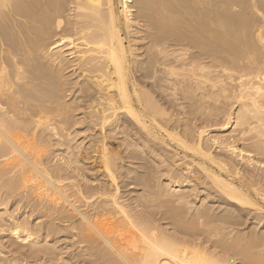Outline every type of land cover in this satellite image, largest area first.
I'll return each instance as SVG.
<instances>
[{"label": "bare ground", "instance_id": "obj_1", "mask_svg": "<svg viewBox=\"0 0 264 264\" xmlns=\"http://www.w3.org/2000/svg\"><path fill=\"white\" fill-rule=\"evenodd\" d=\"M127 3H130V5H128ZM245 3L246 0H0V208H8V204L6 205V202H9V200H7L9 199V197H13L11 196V194H13V187H16V189L17 187H21L25 192L27 191L33 194L32 197L35 196L37 200L39 199L44 201V203L42 204H45L46 202L47 208H49L50 206L55 210L57 209V211L61 213H63L65 209H69L70 211H72V213H74L72 215H74V217L79 220L78 223L80 222V227L77 224V232L72 231L76 232L74 233V236L79 238V243L84 244L86 249H88L90 253H92V251L95 252H93V254L95 255L92 256H95V259H97L99 264H234L232 260L233 256L235 255H238L243 259L241 260V262L243 263H240L239 259L240 264H264V255H262L263 252L261 251L262 249L260 250V254L262 256L260 254H258L260 256H255L253 254L256 253L250 252V248L252 247V245L253 247L251 249H254V247L257 249L259 246L255 243L257 241H261L257 240V238H261V236H257L255 234H249V236L247 234L246 237L244 236V238H247L248 242L245 241V243H241V241H243L241 238H239L241 232L236 231L240 234L236 235L238 233L234 232V240L236 239V241L234 242L235 245H231L232 243L230 242L229 244L231 246L229 244V247L225 245L226 242L224 243V239H229V235H227L228 237H224V241L220 240V243L218 242L220 237L218 239L215 237L218 240V243H216V247H212L213 250L202 247L203 241L198 242L197 239L199 237L192 238L197 237V234H190V231H188V229L190 230V226H192V224H194L195 226V223L199 224L203 220L204 222H207V220L209 219L208 212H210L211 209L207 211V208H204L201 211H194V208V212H191L188 209H184L179 212V208L175 209V205L182 199L180 198V200H178L179 197H175L178 200L177 201L175 199L177 202L175 200V202L173 203L172 201L170 202L172 204L176 203L174 204V206H172V204L170 206L166 204L168 208L171 206L175 207L174 212L172 210L173 208H170V212H172L171 216H169V219L172 220L171 222H173L171 224V231L166 232L156 229V227L158 226L154 227L155 222H152V226V223H149L150 221H148V219L143 216L144 214L142 215L140 213H137V209L135 210L133 204H131V208L128 202L124 200L122 196L123 194L121 193V185H119L118 181L119 177L117 176L119 170L121 171L126 167L124 166V162L126 161V159L128 161V159L136 160L135 158H138V156L142 157L140 156L141 154H137L138 156H136V151L132 150L133 147H145L147 144H150L151 146L152 144H160L161 146H166L167 149L170 144L175 148L172 149L173 151L171 153L173 159L175 160L174 163L172 162V165L175 164L174 167L179 166L178 168L181 170V172H185V174H183L184 177L188 174L190 176L195 175V182H197V184H199L202 180L206 181V183L204 181H202L201 183H203L202 185H204L208 189L215 191V197H217V199L214 200V202L225 206H232V208L234 207L236 209L245 207L249 208L251 211H254L257 214L256 218L259 219L258 214H261V212H263L260 203L264 205V185L260 181L263 177L258 180L257 178L259 176L256 178L253 175L251 176V174L249 173L250 169L252 170L254 168L249 169V167H247V169L249 170L247 172L246 170H241L242 165L239 167L240 164L238 165V163L235 162V159H239V161L243 160V155H241L242 150H239L240 146L236 148L233 147L234 145L231 146L232 144L230 145L228 143L229 140L227 142L223 141L219 144L220 147L217 146L218 149H220L218 151H222V153L219 152L214 154L215 152H211V141V149L209 145L207 146L209 148L205 147L206 145L204 146L202 132L200 131L202 129H199V132L197 128H194V126V130L196 129L198 132H196V134L193 133L195 135L193 138L191 134L192 132L189 127V125L192 126V120L190 121L191 123L189 122V124L187 123L188 120L184 121V119H182L181 117L183 114L187 116L188 112H193L191 110L192 108L195 109L196 107V109L198 110L197 107L199 105L200 107L203 105L201 108H207L208 104L212 102L210 101V99L218 101V98L220 100V97L222 96L223 99L227 100L226 104L230 103L231 105V101H233L239 106V110L236 109L237 113L234 118L235 120L232 123L230 122L232 119L230 117L231 115L228 114L230 110H225V112L228 111L227 114L229 116L224 114L227 118H224L225 116L223 117V114L222 116L220 115L221 117H223L222 120L225 119L224 123L221 122L220 124L219 122L221 129H224V127L228 126L229 124H231V126L233 124V128H238V130L240 129L241 132H239V136H241L242 140L244 141L246 138L244 136L249 134V138L251 137L253 140H255V145L253 144L254 146L251 147L254 149V151H257V153L263 154V52L261 51L262 53L261 55H259L262 56V59L260 57H258V59L257 57L256 59H253L252 54V58H248L251 55H249L248 57L246 56V60H248L247 63H245L243 66H240V64L242 62V53H247V51L249 50L248 48L250 42L252 41V36L253 38L254 35L255 37L257 36V38H255L256 40L258 39V37L260 38L258 40H262L261 38L263 37V34L260 35L259 32L264 28V24L262 26H259L257 30L255 29L256 33L253 32L254 28L251 29L253 25L250 23L249 19L250 12H248V7ZM256 21L258 22V20ZM253 41L255 40L253 39ZM253 41L251 42V44H253ZM258 44L261 45L259 41ZM254 45L256 46L257 43ZM260 47L261 49H264V46ZM259 50L258 48H256L255 51H253L256 52ZM253 51L251 52L253 53ZM257 53L255 54L257 55ZM228 65L240 66V73L236 71L239 74L237 75L238 78H236V81L232 80V82H236V84H234V90L231 88L234 91L233 94L227 93L228 83L225 84V79H230V77H228L227 75V72L230 71ZM68 74H70L71 77L72 75L76 76L75 79H78L79 81L73 82V80L69 79L70 76ZM219 76L220 78L223 77L225 82L221 79L218 80ZM231 86L233 87V85ZM75 93H77L78 96H76L75 99H72ZM156 93L160 98V100L158 98L159 101L153 97V94ZM70 94H72L70 97L71 99H67ZM171 96L174 97H172L173 101L171 100L170 103L167 100L166 102L170 105L172 104L171 109L168 110L166 107L169 104L165 107L164 105L166 104L161 103V100L164 101ZM206 99H209L208 102H210H207L208 104L205 106L203 102ZM211 104H213V102ZM215 104L216 103H214V105ZM218 105L219 108H221L223 104L221 105L219 102ZM230 105L227 106L229 108L233 106ZM227 106L224 105L223 107L227 108ZM211 107L212 106H209L208 109H210ZM172 108H177L183 113L174 114L170 111L172 110ZM206 108L204 109V111H206ZM219 108L217 109V107H214L213 110L212 107V110H220ZM80 110L84 111L81 122H79L80 120H74L72 115H70L72 111L75 113L76 111ZM222 110H224V108ZM178 111L176 110V113ZM220 111H217L218 114L224 112L223 111L219 113ZM204 113L205 112H203V114ZM208 113L209 112H207V115ZM211 113L213 112L210 111V115H212ZM203 114H201V116ZM217 116L219 117V115ZM215 117H211V119ZM191 118L193 119L194 117ZM207 118L208 116L206 117V121H208ZM204 119L202 118L201 120L206 122ZM219 120H221V118ZM210 121L212 120H209V122ZM76 124L82 126L84 125V127H75L76 132H70V130L74 126H76ZM216 124H218V122ZM217 126L215 125V127ZM207 127H209V125H207ZM77 131L78 133L81 132L82 134L90 131L96 133L95 138H93L89 142L91 151L88 155L92 156L88 159L91 160V158H93L94 160L92 161H98L100 163V165L99 163L98 165L102 169L101 174L106 179V182L104 183V186H102V184L98 185L96 189L94 187L93 189H95V191L91 186L90 189H92V192H96L97 194L95 195H98L97 198L93 201L91 200L95 198L94 195L90 194V196H85L82 192L84 190L82 189V181H84L83 179L81 180L82 188H78V185L81 182L77 183L78 185L76 184V186L75 183H72L74 182L73 179L71 182H68L67 180L69 179L63 177V169H67L68 171L71 170V173L73 171H77V165L85 161H81L83 157H81L82 159H72L71 154H67L69 156L68 163L69 160L70 164L72 163L71 161L74 160L72 164L73 167L75 166L76 170L73 167V169H71L70 165L68 164L65 165L67 162H64V164L63 161H60L62 165L66 167L63 168V166H61L63 168L62 169L57 165V163H54V165L52 164L53 162L50 160L52 157L49 154L48 150L46 151V149H42V144L39 146L37 143L39 141L36 140V137L38 135L44 133L49 137L59 138L58 143L62 142L65 145V142L67 141H63L72 137L73 133L75 134L77 133ZM234 131L233 133H235ZM239 133H237V136ZM124 135L130 138V142H127L128 144L125 147L126 149H124L126 155L123 153L124 151L119 149L120 147L117 148L118 150L115 147L113 149L109 143L111 140L112 142L117 139L119 140L120 136ZM231 135L233 136V134ZM231 135H227L228 138L229 136L231 137ZM222 136L220 137L221 139L225 137L224 136L222 138ZM212 137L214 139V136ZM216 137V139H219L218 136ZM87 138L88 136H84L83 140H86ZM140 138L143 140L142 142H139ZM249 138H247L248 141ZM56 143L57 141L55 142V144ZM62 143L60 146L63 145ZM89 143L87 142V144ZM236 143H238V140ZM52 144L54 146V142ZM123 144L120 145L123 146ZM77 146H79V144L76 145V150ZM42 147L44 148V146ZM245 149L244 151L247 153L246 150L248 149ZM86 150L88 149H85V151ZM153 150H155V148ZM254 151L253 153L251 152L253 155L256 153ZM223 152H225L226 154H223ZM84 153L83 155H86ZM249 154L250 152L248 153V156ZM49 156L51 158H48ZM255 156L256 154L254 155V157ZM263 156L261 155L262 158H264ZM61 157V159H63L64 156L62 155ZM252 160H246V162L243 163H245L246 166L248 165L253 167V162L256 163V159L253 162ZM75 162L77 163V165L74 164ZM170 162H168V164ZM263 162L264 161H262V163ZM133 165L134 163L131 166ZM191 168L195 169V172L193 170V173H191ZM125 169H127V167ZM163 169L161 170L163 171ZM244 169H246V167ZM256 169L254 170V172L256 171ZM67 170H65L64 172H66ZM157 170L158 169H156V171ZM80 172L82 174V171ZM85 172L87 173V170H85ZM74 173L72 174V178H75L74 176L78 175L77 173L74 175ZM93 173L95 174L96 172ZM128 173H126V176ZM8 174L13 175L14 179L16 180H12L13 178L11 179V176L10 179H8ZM65 174H69V176L71 175L70 173ZM6 175H8L7 179L5 178ZM262 175L264 176V174ZM81 176L82 175H80V178H78L81 179ZM122 176H120V178ZM174 176L178 177V174L175 175L174 173ZM126 178L128 179L129 177L127 176L125 177V179ZM135 178L137 179V177ZM175 178L173 177L174 180H176ZM192 179L194 180V178ZM91 180H93L92 177ZM95 180L97 181V178ZM87 181H85L84 183L85 186L89 183H86ZM98 182L100 181L98 180ZM135 182L138 183L137 180ZM16 183L18 184V186H15ZM64 183L66 186L64 185ZM93 183L94 182H92V184ZM101 183L102 182H100V184ZM155 183H158V181ZM173 183H175V181ZM131 185H133V183H131ZM93 186L95 185L93 184ZM134 186L136 187V185ZM142 186H144V183ZM66 187L68 188V191L71 190V193H68L66 191ZM16 189H14L15 193ZM188 189L190 190V187ZM195 189L194 192L196 191ZM24 191L21 192L19 188L18 192L22 194L25 193ZM124 192L126 191L124 190ZM165 192L166 191L164 190L163 193ZM189 192L190 191H188V193ZM21 194L17 196H19V198L25 199V196L20 197ZM141 194L143 195V193ZM166 194L167 198L170 197L169 193ZM193 194L194 193H192V195ZM209 194L210 193H208V195ZM127 195L129 197V194ZM139 195H137L136 191V196H134L133 198L135 199ZM32 197L31 199H33ZM133 198L131 197L132 200ZM160 198H163V194ZM188 199H190V197ZM129 200L130 199H128V201ZM32 201H34V199ZM136 201L134 202L135 204ZM203 201H205V199ZM29 202L28 206L30 208ZM37 202L39 203L41 201H36V203ZM153 203L155 202L153 201ZM180 204L178 203L179 206ZM190 204L192 205V202ZM38 205L41 206V203ZM38 205L35 206L34 202L35 209H39L36 208ZM147 205L149 204L147 203ZM15 206L17 208L16 204ZM41 207L44 208L45 206L42 205ZM16 208H14L13 210H16ZM185 208H187V206ZM1 209L0 233L7 234L9 236L8 239L10 237L14 239V241L17 243H14L15 245H18L19 243V245H25L24 247H26L27 249L29 246V249H31L29 251L37 254L36 258L40 254L41 256L43 255L48 257L49 259L55 260V258L53 257L56 254V250L54 251V244H49L53 247L49 248L46 247L47 244H44L45 246H42L36 243L41 238V234L39 235L40 237L38 240L33 238L31 233L33 228L30 229L26 219H20L21 221H16V218L12 216V212H15L11 210L12 208L10 209L12 211V214L9 213L10 210L8 212L6 210L1 211ZM32 210L34 211L33 208ZM37 211H34L33 213L35 214ZM47 211L44 212L46 213ZM52 211L53 213L57 212L54 210ZM189 211L191 213H189ZM234 211L235 210H233L232 212ZM44 212L43 216L45 214ZM66 212L67 211H65V213ZM53 213L52 216L55 214ZM181 213L182 216H184V213L190 216V218L186 220V224L182 221L183 224H185V227L179 225L180 223H174L175 221L180 220L179 217H181ZM39 214H41V212ZM149 214L150 213H148L147 218L150 217ZM23 215H25V213ZM45 215L48 216V214ZM157 215L158 214H156V216ZM160 215L162 216V214ZM47 216H45L44 219H48V217L50 218V215L48 217ZM67 216H69L68 213L65 217ZM23 217L26 218L25 216ZM54 218L56 217H53V219ZM71 218L73 217H71L70 215L69 219L71 220ZM223 218L224 217L219 219ZM256 218L254 217V219ZM57 220H55V222ZM214 220L215 219L211 220L209 223H213ZM226 220L227 219L224 218V221ZM51 221L53 222L54 220ZM190 221H193V223L191 222L188 228L187 226ZM231 221L233 220H230L229 222ZM76 223L77 222L75 221V224ZM215 223L216 221L214 222V224ZM58 224L56 228H59ZM72 224H70V227L72 226ZM226 224L227 223L225 222V226ZM33 226H35V224H32V227ZM42 226H44V224H42ZM47 226L46 228L48 230ZM66 226L68 227V224H66ZM194 226L192 227V229H195ZM51 227H54V224L53 226H50V229ZM70 227H68L69 230ZM206 227L208 228L207 224ZM214 227H216V225H214L213 228ZM65 228L63 227V229ZM216 228L215 231L218 229ZM55 229L53 228L51 230L53 231ZM74 229L75 227L71 230ZM59 230L56 229L55 231L59 232ZM209 230H206L202 233L205 235V240L207 237L211 238L212 236V232ZM228 230H230L229 234H232V229H227V231ZM65 231L68 230L65 229ZM215 231H213L214 235ZM65 233L68 232H64V234ZM46 234L49 236L50 233L48 234L46 232ZM55 234L56 233H54V235ZM231 234L230 236L232 237ZM54 235L53 237H55ZM218 236H221V233L218 232ZM45 237L47 238V236ZM45 240L43 239V242ZM68 240L72 241V239ZM8 241L10 243V240ZM54 242L56 244V240ZM206 242L209 243L208 241ZM218 244L221 245L219 246ZM75 245L77 247V243ZM70 246L74 247V245ZM217 246L221 247V249L219 248L220 250L218 249L219 251H216V248H218ZM16 247L18 248V246ZM256 249L255 251H257ZM61 252L59 251V254H61ZM6 253L9 252H5V255ZM81 253L82 252H80V255ZM2 254H0V256ZM25 255L30 256L29 253L28 255ZM77 255L79 254H76L74 256ZM26 256L25 259H31L26 258ZM231 256L232 259L230 258ZM86 257L88 258V255ZM32 258H34V255L32 256ZM48 258H46V261H48ZM60 258L58 260H61ZM93 259L94 258H91L92 261ZM28 260L26 262H29ZM43 260L45 259L43 258ZM72 260H74V258ZM235 260L238 261V259ZM2 261L4 262V260H1V262ZM33 262L36 261L33 260ZM90 262L91 261H89L88 264H90ZM54 263H56V261H54ZM93 263L95 264L96 262H92V264ZM63 264L67 263H65L64 261Z\"/></svg>", "mask_w": 264, "mask_h": 264}, {"label": "rangeland", "instance_id": "obj_2", "mask_svg": "<svg viewBox=\"0 0 264 264\" xmlns=\"http://www.w3.org/2000/svg\"><path fill=\"white\" fill-rule=\"evenodd\" d=\"M264 0H246V5H247V7H248V12H250L249 13V19H250V23L254 26H252V28L251 29H253L252 31L253 32H255L256 30H257V28L259 27V26H262L264 23H263V21H264ZM128 5H130V3H127ZM259 4H260V6H259ZM252 10V12H251V10ZM253 13V14H252ZM252 16V17H251ZM263 17V18H262ZM256 20H258V22L256 21ZM263 20V21H262ZM258 25V26H257ZM257 26V27H256ZM256 29V30H255ZM252 32V33H253ZM256 33V32H255ZM260 35H262L263 34V37L261 38L262 40L260 41V40H258V39H260L259 37H258V41H259V43H261V45L260 44H258V41L255 39V38H257V36L255 37V35H254V38H253V36H252V41H253V39L255 40V41H253V44H251V42H250V44H249V50H251V51H255V49L256 48H258V50H259V48H260V52L259 51H256V52H254L253 51V53L251 52V51H249L248 49V51H247V53L246 52H244V53H242L243 55H242V62H241V64H240V66H243L245 63H247L248 62V60H246V56L248 57L249 55H251V56H249L248 58H252V54H253V59L255 58L256 59V57H257V59H258V57H260L261 59H262V56H259V55H261V53L263 52L264 53V49L262 48L261 49V47L260 46H264V40H263V38H264V28L263 29H261L260 30ZM259 35V36H260ZM257 43V45L255 46L254 44H256ZM260 45V46H259ZM251 46V47H250ZM252 46H253V49H252ZM255 48V49H254ZM262 51V52H261ZM257 52H259V53H257ZM255 53H257V55L255 54ZM262 53V55L264 56V54ZM247 54V55H246ZM255 55V56H254ZM245 58V59H244ZM264 59V58H263ZM232 66V67H231ZM240 66H238V65H228V67H229V70L231 71H228L227 72V75H228V77H230V79H225L226 80V82L224 81V78L223 77H221L220 78V76H219V79L218 80H223L224 82H225V84H227L228 83V85H227V93H229V94H233L234 93V84H236V82H232V80L234 81H236V78H238V76L237 75H239L237 72H239L240 71ZM233 68H234V70H233ZM236 68H237V70H236ZM234 72H233V71ZM237 71V72H236ZM229 72H230V74H229ZM237 73V74H236ZM240 73V72H239ZM236 74V75H235ZM69 76H70V74H68ZM67 75V76H68ZM235 77V78H234ZM76 78V76H73L72 75V77L70 76L69 77V79H71V80H73V82L74 81H79L78 79L76 80L75 79ZM75 79V80H74ZM231 80V81H230ZM231 85H233V87L231 86ZM233 90H232V89ZM231 89V90H230ZM71 95L72 94H70V96L67 98V99H69L70 97H71ZM76 96H78V94L77 93H75L74 94V96L72 97V99H75L76 98ZM153 97L154 98H156V100H158V94L156 93V94H153ZM173 96H171L170 98H168V99H165L164 101H162L161 100V103H163V104H166V105H164L165 107L169 104V103H166L167 102V100L171 103V100L173 101V98H172ZM163 98V97H162ZM221 99L219 100V98H218V101L220 102V104L222 105V107H221V105H220V107L221 108H219V102L218 101H215L214 99L212 100V99H210V101H212L213 102V104H211L212 102H208V100L209 99H206L203 103H204V105L206 106L208 103V107L206 108L205 106V108H206V111H204V109L205 108H201L203 105V103L201 104L202 106L200 107V105L197 107L198 108V110L196 109V107H195V109H191L193 112H195V113H193V112H186L187 111V109H186V113H187V116L185 115V114H183V115H185V116H181L182 117V119H184V121L185 120H188V122L187 123H189L191 120V122H192V126H190L189 125V127H190V130H191V134H192V136H193V138H194V134L193 133H195L196 134V132H198L199 131V129H202V130H200L201 132H202V139H203V143H204V146L205 147H207L208 145H209V147H210V149H211V146H212V149H211V152H215L214 154H216V153H219L220 151H218V150H220V149H218V147H220L219 146V144L221 143V142H223V141H225V142H227L228 140L230 141H228V143L231 145V146H233V147H236V148H238L239 146H240V148H242V147H244V148H242V149H240L239 148V150H242L241 152V155H243V160L242 161H239V159L237 160V159H235V162L236 163H238V165H239V167L242 165V166H244V167H242L241 166V170H246L247 172L249 171L248 169H247V167H249V169L250 168H254V169H250V171H249V173L251 174V176L253 175V176H255L258 180H260L261 179V177H263L260 181H261V183L264 185V182H263V180H264V176L262 175V174H264L263 173V171H264V168H263V163H262V161H264L263 159L264 158H262L261 157V155L263 156L264 155V152H263V154H259V153H257V151H254V149L251 147V146H254L255 145V140H253L251 137L249 138V134L248 135H245L244 137H246L245 138V140L243 141L242 140V138H241V136H239L240 135V133L239 132H241L240 131V129L238 130V128H233V124H232V126H231V124H229L228 126H226V127H224V129H221V126H220V124H221V122L222 123H224V120H222V118L224 117V118H227L226 117V115L227 116H229V115H231L230 117L232 118L231 119V123L235 120L234 118H235V116H236V111L237 110H239V106L237 105V104H235L233 101H231V105H233L232 107H228L227 105H230V103L229 104H226V102H227V100L226 99H223V97L221 96L220 97ZM66 99V100H67ZM71 99V98H70ZM222 99H223V101H222ZM159 100H160V98H159ZM158 100V101H159ZM221 101H222V103H221ZM225 101V102H224ZM206 102V103H205ZM208 102V103H207ZM229 102V101H228ZM214 103H216L215 105H214ZM235 104V105H234ZM214 105V106H213ZM227 106V108L226 107H223V106ZM230 105V106H231ZM171 106H172V104L170 105H168L166 108L169 110V109H171ZM209 106H212L213 107V110H214V107L216 108L217 107V109L219 108L220 110H216V111H213L212 110V107L210 108V109H208L209 108ZM200 108V109H199ZM224 108V110H222ZM237 109V110H236ZM176 110L178 111L179 109H173L172 108V110H170L171 112H173L174 114H180V113H183L181 110H179L177 113H176ZM199 110H201V111H199ZM225 110H230L229 111V115L227 114V112H225ZM175 111V112H174ZM210 111L211 112H213V113H211L212 115H210ZM217 111H220L219 113H221V112H223V113H221V114H218V112ZM203 112H205L204 114H203ZM207 112H209L208 113V115H207ZM217 112V113H216ZM83 113H84V111L83 110H80V111H76L75 113L72 111V113L70 114V115H72V117H73V119L74 120H80L79 122H81V119L83 118ZM196 113H197V115H196ZM198 113H200V114H198ZM194 114V115H193ZM201 114H203L204 115V117H205V119H204V117H203V115L201 116ZM215 114H217V115H219V117L217 116V115H215ZM222 114H223V117H221L222 116ZM224 114H226V115H224ZM208 116V118H207V120L208 121H206V117ZM214 115V116H213ZM221 115V116H220ZM233 115V116H232ZM189 116V117H188ZM196 116H198V117H196ZM210 116V117H209ZM216 116V117H215ZM77 117V118H76ZM184 117H186V118H184ZM191 117H194L193 119L191 118ZM211 117H215V118H213V119H211ZM189 118H190V120H189ZM199 118H200V120H199ZM204 119L206 122H204L203 120H201V119ZM221 118V120H219ZM196 119V120H195ZM215 119V120H214ZM217 119V120H216ZM194 120V121H193ZM198 120V121H197ZM209 120H212V121H210V122H213V123H210L209 122ZM216 121V122H214V121ZM219 120V121H218ZM190 122V123H191ZM218 122V124H219V122H220V124L218 125V124H216ZM189 123V124H190ZM204 125H203V124ZM209 123V124H208ZM214 123H215V125L217 126V127H215V125H214ZM199 126H198V125ZM202 125V126H201ZM207 125H209V127H210V125H211V127H213V128H209V127H207ZM195 126V127H194ZM230 126V127H229ZM75 127L76 128H83L84 127V125L82 126V125H77L76 124V126H74L71 130H70V132H74L75 131ZM197 128L198 129V131L195 129L194 130V128ZM202 127V128H201ZM218 127H220V128H218ZM232 127V128H231ZM192 128V129H191ZM218 130H217V129ZM206 131H205V130ZM215 129V130H214ZM192 130H194V131H192ZM234 130H236V131H234ZM199 131V132H200ZM233 131L235 132V133H233ZM76 132V131H75ZM204 132V133H203ZM222 132V133H221ZM232 132V133H231ZM45 133H47V132H45ZM213 135H212V134ZM228 133V134H227ZM230 133V134H229ZM237 133H239L238 134V136H237ZM40 134V133H39ZM76 134H79V135H76ZM82 133L81 132H79L78 133V131H77V133H73V135H72V137H70V138H68V139H66V140H64L63 142H65V141H67V142H65V145H64V143H62L63 145L62 146H60L61 145V143H58V140H59V138H57V137H49V136H47V135H45L44 133H41V135H38L36 138V140L37 141H39V142H37L38 143V145L40 146L41 144V148L42 149H46V151L48 150V152H49V154L51 155V157L49 156L48 158H51L50 160L53 162L52 164L54 165V163H57V165L58 166H63V168H66L64 165H62V161H63V163L65 162H67L65 165H70V167H71V169H75V166L73 167V162H74V160L73 161H71L72 163L70 164V160H69V163H68V155L67 154H71V158L73 159H82L81 157H83V159L81 160V161H83V160H85V161H83V162H81V164L79 163L78 165H77V163L75 162L74 164L75 165H77V167H76V169H77V171H73L72 173H71V170L70 171H68L67 169H63L62 167V169H63V173H64V175H63V177H66L67 179H69V180H67L68 182L70 181H72V179H73V181L74 182H72V183H75V185L77 184V183H80L81 182V180L83 179L84 181H82L83 182V184H82V182L78 185V188L79 187H81L82 188V185H83V188L82 189H84L82 192L84 193V195L85 196H90V194H92V195H94L95 196V198H93L91 201H93L94 199H96L97 198V196L98 195H95V194H97L96 192H92V189L95 187V189H96V187L98 186V185H102V186H104V183L106 182V179L103 177V175L101 174V167L99 166L100 165V163L98 162V161H92V160H94L93 158H91V160L90 159H88L89 157H91L92 155H88L89 154V152L91 151V149H90V141L93 139V138H95V136H96V133L94 132H85V134L83 133L82 135H81ZM227 134V135H231V134H233V136L231 135V137L229 136V138H228V136L225 135ZM235 134V135H234ZM90 135V136H89ZM204 135V136H203ZM220 135V136H219ZM222 135H224V136H222ZM43 137V138H41V137ZM86 137V136H88V138L86 139V140H83V137ZM212 136H214V139H213V137ZM216 136H218V138L219 139H216L217 137ZM222 136V138L224 139H221L220 137ZM239 137V138H237V137ZM41 139H40V138ZM126 139H124V138ZM212 139H211V138ZM235 137V138H234ZM244 137H243V139H244ZM45 138V139H44ZM51 138V139H50ZM72 138V139H71ZM90 138V139H89ZM226 138V139H225ZM247 138H249V141H248V139ZM39 139V140H38ZM43 139V140H42ZM48 139H50V140H48ZM205 139V140H204ZM232 139V140H231ZM239 139H240V141H239ZM41 140V141H40ZM54 140V141H53ZM61 140V139H60ZM89 140V141H88ZM123 140H125V141H122ZM128 140V141H127ZM206 140H207V142H206ZM236 140V141H235ZM237 140H238V143H236L237 142ZM247 140V141H246ZM57 141V143L55 144V142ZM80 141H81V143H80ZM143 140L140 138L139 139V142H142ZM213 143V145H212V143ZM214 141H215V145H214ZM242 141V142H241ZM254 141V142H253ZM46 142H47V144H46ZM50 142H54V146H53V144L52 143H50ZM83 142V143H82ZM87 142L89 143V144H87ZM116 142V143H115ZM126 144H125V143ZM127 142H130V138L128 137V136H126V135H124V136H120V139L118 140H115V141H113L112 142V140L109 142L110 143V146L114 149V147L117 149V148H119L120 150H122V151H124V149H126L125 147L127 146ZM205 142H206V144H205ZM217 142V143H216ZM219 142V143H218ZM240 142V143H239ZM251 142V143H250ZM44 143H45V145H44ZM49 143V144H48ZM77 143V144H76ZM124 143V144H123ZM210 143H211V146H210ZM249 143V144H248ZM51 144V145H50ZM70 144V145H69ZM79 144V146H77V150H76V145H78ZM120 144H123V146L122 145H120ZM236 144V145H235ZM254 144V145H253ZM57 145H58V147H57ZM147 145H148V147H147ZM145 147H133L132 148V150L133 151H136V156H138L139 154H141L140 156H142V157H139L138 156V158H135L136 160H133V159H128V161H127V159H126V161L124 162V166H126L127 167V169H122L121 171L119 170V172H118V174H117V176L119 177V179H118V181H119V185H121V193L123 194L122 196H123V198H124V200H126L127 202H128V204L130 205V207L132 208V205L131 204H133V207L135 208V210H136V212L137 213H140V214H144L143 216L144 217H146V219H148V221H150L149 223H154V227L155 226H158V227H156V229H159V230H163V231H166V232H170L171 231V229H172V227H171V224L173 223V222H171L172 220H170L169 219V216H171V212H170V210L172 209L173 210V212L175 211V209H177V208H179V212H181L182 210H184V209H188V210H190L191 212H194V211H196V210H203L204 208H207L206 210L207 211H209L210 209V212H208L209 213V219L207 220V222H204V220L203 221H201L199 224H197V223H195V226H194V224H192V226H190V224H191V222L193 223V221H190V223H188V228H189V226L191 227L190 228V230L188 229V231H190V234H194V233H196L197 235V237H192V238H198L197 240H198V242H200V241H203L202 243H203V245H202V247H204V248H206V249H210V250H213V248L212 247H216V243H220V240L221 241H224V243H225V245L227 246V247H229V242L230 243H232L231 245H235V241H236V239L234 240V238H235V235H234V232L235 233H238V234H236V235H239L240 233L239 232H241V236L239 235V238H241L243 241H241V243H245V241L246 242H248V239L247 238H244V236L246 237V235L248 234V236H249V234H255V235H257V236H261V238L259 237V238H257V240H261L260 242L259 241H257V240H255V241H257L255 244H258V248L256 249L255 247H254V249H251L252 247H253V245H252V247L250 248V252H252V253H256V254H253V255H255V256H260L261 254V251L263 252L262 253V255H264V205L263 204H261L260 203V206L262 207V209H263V212H261V214L259 213L258 214V216H259V219H257L256 217H257V214L254 212V211H251L249 208H240V209H236V208H232V206H225V205H222V204H219V203H216V202H214V200H216L217 199V197H215L216 196V193H215V191L214 190H211V189H208L207 187H205L204 185H202L203 183H201L202 181H204V180H202L199 184H197V182H195V175H185V177H186V179H185V177H184V175L183 174H185V172H181V170L178 168V167H174V165H172L174 162H175V160L173 159V157H172V149H175L174 148V146H172V145H170L169 144V146H168V150L166 149V146H161L160 144H152V146L150 145V144H147ZM149 145H150V147H151V149H150V147H149ZM160 145V146H159ZM42 146H44V148L42 147ZM67 146V147H66ZM117 146V147H116ZM156 146V147H155ZM158 146H159V148H158ZM216 146V147H215ZM218 146V147H217ZM46 147H48V148H46ZM52 147V148H51ZM55 147V148H54ZM89 147V148H88ZM164 149H162V148ZM209 147H207V148H209ZM249 147V148H248ZM51 148V149H50ZM79 148V149H78ZM81 148H82V150H81ZM84 148V149H83ZM136 148V149H135ZM138 148V149H137ZM143 148V149H142ZM147 148V149H146ZM155 148V150H153ZM248 149V150H246V149ZM251 148V149H250ZM67 149V150H66ZM85 149H88V150H86L85 151ZM115 149V150H116ZM150 149V150H149ZM171 149V150H170ZM244 149L247 151V153L244 151ZM256 149V148H255ZM81 150V151H80ZM118 150V149H117ZM140 150V151H139ZM142 150V151H141ZM166 150V151H165ZM213 150V151H212ZM215 150V151H214ZM250 150H252V151H250ZM53 151V152H52ZM73 151H74V153H73ZM147 151H149V152H147ZM161 151V152H160ZM164 153H163V152ZM253 151L254 152H256L255 154H256V156L254 157V155L252 154L253 153ZM48 152H47V155H48ZM62 152V153H61ZM69 152H71V153H69ZM84 154H86V155H83V153ZM142 152V153H141ZM146 152V153H145ZM151 152H153V153H151ZM158 152V153H157ZM250 152V154H249V156H248V153ZM252 152V153H251ZM259 152V151H258ZM52 153V154H51ZM64 153V154H63ZM80 153V154H79ZM124 154H125V151L123 152ZM144 153V154H143ZM156 153V154H155ZM164 154V155H162V154ZM168 155H167V154ZM220 153H222V151L220 152ZM225 152H223V154H224ZM245 153V154H244ZM138 154V155H137ZM170 154H171V156H170ZM226 154V153H225ZM228 154V153H227ZM259 154V155H258ZM59 155H60V157H59ZM64 156L63 157V159H61L62 157L61 156ZM67 157H66V156ZM77 155V156H76ZM88 155V156H87ZM126 155V154H125ZM143 155H145V156H143ZM153 155V156H152ZM85 156V157H84ZM87 156V157H86ZM147 156V157H146ZM156 156V157H155ZM160 156V157H159ZM170 156V157H169ZM247 156V157H246ZM251 156V157H250ZM258 156V157H257ZM53 157H56V158H53ZM59 157V158H58ZM144 157V158H143ZM145 157H146V159H145ZM149 157V158H148ZM169 157V158H168ZM254 157V158H253ZM264 157V156H263ZM58 158V159H57ZM66 158V159H65ZM140 158H142V159H140ZM160 158H162V159H160ZM167 158V159H166ZM250 158H252V159H250ZM261 158V159H260ZM65 159V160H64ZM172 159V160H171ZM255 159H256V163H254L253 161H255ZM142 162H141V161ZM149 160V161H148ZM159 160V161H158ZM161 160V161H160ZM170 160H171V162H170ZM246 160H252V162H253V164H254V166L253 167H251V166H246V164L245 163H243V162H246ZM257 160H258V163H257ZM259 160H262V161H259ZM56 161V162H55ZM61 161V162H60ZM130 161H132V162H130ZM136 161H138V162H136ZM92 162H94V163H92ZM148 162V163H147ZM168 162H170L169 164H168ZM173 162V163H172ZM61 165H60V164ZM90 165H89V164ZM98 163H99V165H98ZM130 165H129V164ZM134 163V165L133 166H131L132 164ZM144 163H146V164H144ZM242 163V164H241ZM51 164V163H50ZM85 164V165H84ZM90 166H88V165ZM152 164H153V166H152ZM260 166H259V165ZM56 165V164H55ZM85 166V167H83V166ZM92 165V166H91ZM97 165V166H96ZM135 165H138V166H135ZM149 165V166H148ZM164 165V166H163ZM167 165V166H166ZM171 167H170V166ZM131 166V167H130ZM140 166V167H139ZM145 166H147V167H145ZM165 166H166V168H165ZM256 166V167H255ZM73 167V168H72ZM79 167V168H78ZM81 167V168H80ZM83 167V168H82ZM99 167V168H98ZM132 167H134V168H132ZM151 167V168H150ZM152 167H153V169H152ZM246 167V169H244ZM86 168H89V169H86ZM91 168V169H90ZM137 169V171H136V169ZM144 168V169H143ZM146 168H148V169H146ZM150 168V169H149ZM163 168H165V169H163ZM169 168V169H168ZM171 168V169H170ZM176 168H178V169H175ZM257 168V169H256ZM263 168V169H262ZM75 169V170H76ZM79 169H85V170H87V173L85 172V170H79ZM93 169V170H92ZM96 171H95V170ZM129 169H132V170H129ZM140 169V170H139ZM155 169V170H154ZM156 169H158L157 171H156ZM161 169H163V171L161 170ZM174 169V170H173ZM192 170H191V173H193L192 171L194 170V172H195V169H193V168H191ZM256 169V171L254 172V170ZM261 169V170H260ZM65 170H67L66 172H64ZM129 170V171H128ZM139 170V171H138ZM260 170V171H259ZM80 171H82V174H81V172L79 173ZM127 171V172H126ZM132 171V172H131ZM145 171V172H144ZM166 171V172H165ZM169 171H171V172H169ZM178 171V172H177ZM257 171H258V173H257ZM75 172V173H74ZM93 172H96L95 174L93 173ZM123 173V174H121V173ZM125 172V173H124ZM129 172V173H128ZM135 172V173H134ZM140 172V173H139ZM148 172V173H147ZM151 172H153V173H151ZM169 174H168V173ZM253 172V173H252ZM262 172V173H261ZM65 173H70L71 175L69 176V174L68 175H66ZM74 173V175L77 173L78 175H76V176H74L75 178H72V174ZM126 173H128L127 174V176L129 177L127 180L125 179V177H127L126 176ZM159 173V174H158ZM172 173H173V177L175 178V177H177V176H174V173H175V175H177L178 174V177L177 178H175L176 180H174L173 179V177H172ZM255 173V174H254ZM84 174V175H83ZM86 174V175H85ZM130 174H132V175H130ZM155 174V175H154ZM168 174V175H167ZM8 175H9V177H8ZM8 175H6L5 176V178L7 179V177H8V179H10V176H11V179L12 180H16V179H14V177H13V175H11V174H8ZM80 175H82L81 177V179H79L80 178ZM123 175V176H122ZM125 175V176H124ZM161 175V176H160ZM180 175V176H179ZM183 175V176H182ZM257 175V176H256ZM84 176H85V178H84ZM89 176V177H88ZM96 176V177H95ZM120 176H122L121 178H120ZM146 176V177H145ZM195 176V177H194ZM77 177V178H76ZM79 177V178H78ZM91 177H92V179L93 180H91ZM132 177V178H131ZM135 177H137V179L135 178ZM141 177V178H140ZM162 177V178H161ZM166 177V178H165ZM167 177H169V178H167ZM189 177V178H188ZM191 177V178H190ZM97 178V181L95 180ZM99 178V179H98ZM124 178V179H123ZM134 178V179H133ZM181 178V179H180ZM192 178H194V180L192 179ZM5 179V180H6ZM88 179H90V180H88ZM104 179V180H103ZM138 181V183L137 182H135L136 180ZM140 179V180H139ZM168 179H172L171 181L170 180H168ZM189 179H190V181H189ZM192 179V180H191ZM88 180V181H87ZM98 180L100 181V182H102L101 184H100V182H98ZM103 180V181H102ZM132 180V181H131ZM85 181H87L86 183H88V185H90V186H88L87 184H86V186H85ZM90 181H92V182H94L93 184L95 185V186H93V184H92V182H90ZM130 181V182H129ZM134 181V182H133ZM158 181V183H155V182H157ZM170 181V182H169ZM175 181V183H173ZM67 182V183H68ZM95 182H96V184H95ZM126 183V185H125V183ZM141 182H143L144 183V186H142L143 185V183H141ZM149 182H150V184H149ZM176 182H177V184H176ZM205 183H206V181H204ZM66 183V182H65ZM65 183H64V185H65ZM129 183V184H128ZM131 183H133V185H131ZM171 183V184H170ZM193 183V184H192ZM82 184V185H81ZM128 184V185H127ZM140 184V185H139ZM146 184H149V185H146ZM179 184V185H178ZM180 184H182V185H180ZM188 184V185H187ZM197 184V185H196ZM68 185V184H67ZM76 185V186H77ZM129 185H130V187H129ZM134 185H136V187L134 186ZM137 185H139V186H137ZM196 185V186H195ZM202 185V186H201ZM15 186H18V184L16 183V185ZM66 186V185H65ZM85 186V187H84ZM91 186H92V189H90L91 188ZM151 186H153V187H151ZM166 186V187H165ZM178 186V187H177ZM182 188H181V187ZM124 187H128V188H124ZM133 187V188H132ZM149 187V188H148ZM156 187V188H155ZM160 187V188H159ZM173 187V188H172ZM190 187V190L188 189ZM191 187H195V188H191ZM14 189H16V187H13ZM19 188H20V191L21 192H23L24 190H22L23 188H21V187H17V189H16V193H15V190L13 191L12 190V193L13 194H11V196H13V197H9V199H7V200H9V202L7 203L6 202V205L8 204V208H6V207H2V209H1V211H8L9 212V210L11 209L12 211H15V212H12L11 210H10V212L9 213H11L12 214V216L13 217H15L16 218V221H19L20 219L22 220V219H26V221H27V223L29 224V227H30V229H32V231H31V233H32V237L33 238H35V239H39V237L41 236V238L36 242V243H38V244H40V245H42V246H45L44 244H47L46 245V247H51V248H53L52 246H50V245H53L54 244V251H55V255L53 256L54 258H55V260L54 259H49L48 257H46V256H41L40 254L37 256V258H36V253L34 254L33 252H30L29 250H31V249H29V246H28V249L26 248V247H24L25 245H19V243H18V245H15V244H17L15 241H14V239H12L11 237V239H12V241H11V239L9 238L8 239V235L7 234H4V233H0V249H1V251L0 252H2V253H0V254H2L1 256H0V258H2V259H0V263L2 264H4L5 263V261H6V263L7 264H17L18 262L20 263V264H60V263H64V261H65V263H67V264H88L89 263V261H91L90 262V264H92V262H96V263H98V261H97V259H95V256H92V255H95V254H93V252L94 251H92V253H90L89 252V250L88 249H86V247H85V245L84 244H81V243H79V238L78 237H76V236H74V233H76L77 232V227L79 226V224H80V222L78 223V221L79 220H77V218L76 217H74V215H72V214H74V213H72V211H70L69 209H65V211H67L66 213H65V211L63 212V213H61V212H59V211H57V209L55 210V209H53L52 207H50L49 206V208H47V204H46V202H45V204H42V203H44V201H42V200H37L36 198H35V196L34 197H32L33 196V194H31V193H29V192H25V193H20V192H18L19 191ZM80 188V189H81ZM155 188V189H154ZM173 190H172V189ZM207 190H205V189ZM66 191L68 192V193H71V190H69L68 191V188L66 187ZM81 189V190H82ZM95 189H93L94 191H95ZM126 191V192H124V190ZM128 189V190H127ZM157 189V190H156ZM161 189V190H160ZM179 191H178V190ZM187 189H188V191H190L189 193H188V191H187ZM194 189L196 190L195 192H194ZM204 191H203V190ZM164 190L166 191L165 193H163L164 192ZM184 190V191H183ZM193 190V191H192ZM198 190H200V191H198ZM133 191H135V192H133ZM136 191H137V195H139V196H137V198L138 197H140V198H138V200H137V198H133L134 196H136ZM138 191H139V193H138ZM153 191V192H152ZM182 191V192H181ZM191 191H192V193H194L193 195H192V193H191ZM212 191H214V192H212ZM128 192V193H127ZM158 192V193H157ZM173 192V193H172ZM177 192V193H176ZM207 192V193H206ZM18 193V194H17ZM26 193H27V195H26ZM126 193V194H125ZM141 193H143V195L141 194ZM151 193V194H150ZM166 193H169V196L170 197H168L167 198V194ZM175 193V194H174ZM187 193V194H186ZM191 193V194H190ZM197 193H198V195H197ZM208 193H210L209 195H208ZM213 195H212V194ZM21 194V196L20 197H24L25 199H23V198H19V196H17V195H20ZM127 194H129V197H128V195ZM157 194V195H156ZM162 194H163V198H160V197H162ZM171 194H173V195H171ZM190 194V195H189ZM17 197H16V196ZM91 195V196H92ZM127 195V196H126ZM145 195V196H144ZM149 197H147V196ZM150 195V196H149ZM151 195H152V197H151ZM161 195V196H160ZM165 195V196H164ZM184 195H186V196H184ZM194 196V197H192V196ZM143 196V197H142ZM172 196V197H171ZM181 196H184V197H181ZM188 196V197H187ZM196 196V197H195ZM209 196V197H208ZM212 198H211V197ZM31 197L34 199V201H32L33 199H31ZM131 197L133 198V200L131 199ZM142 197V198H141ZM151 197V198H150ZM177 197H179L178 198V200H180V198H182L181 199V201H178L176 198ZM186 197V198H185ZM190 197V199H188ZM207 197V198H206ZM11 198V199H10ZM13 198V199H12ZM19 198V199H18ZM30 198V199H29ZM170 198V199H169ZM192 198V199H191ZM194 198V199H193ZM202 198H204L205 199V201H203L204 199H202ZM16 199V200H15ZM17 199H18V201H17ZM23 199V200H22ZM128 199H130L129 201H128ZM151 199H153V200H151ZM156 199V200H155ZM167 199H169V200H167ZM178 201V203L180 204V206L178 205V203L176 204V203H174V204H176L175 206H176V208L175 207H172V206H174V204H172L173 202H175L176 200ZM187 199V200H186ZM133 201V203H132V201ZM137 200V201H136ZM165 200H166V202H165ZM175 200V201H174ZM184 200V201H183ZM194 200V201H193ZM202 200V201H201ZM213 202H212V201ZM10 201H12V202H10ZM19 201H20V203H19ZM21 201H24V202H21ZM30 201V202H29ZM36 201H41V202H37L36 203ZM131 201V202H130ZM136 201V204L134 203ZM142 201V202H141ZM146 202V204H145V202ZM151 201V202H150ZM153 201L155 202V203H153ZM161 201H163V202H161ZM168 201H169V203H168ZM172 201V203H170ZM176 201V202H177ZM182 201H183V203H182ZM186 201V202H185ZM190 201V202H189ZM28 202H29V205H30V208H29V206H28ZM34 202H35V206L36 205H38V204H40L41 203V206L43 205V206H45L44 208L43 207H41V206H37L36 208H39V209H35V206H34ZM130 202V203H129ZM137 202H138V204H137ZM160 203V205H159V203ZM192 202V205L190 204ZM10 203V204H9ZM17 205V208H16V206H15V204ZM142 203V204H141ZM147 203L149 204V205H147ZM195 203V204H194ZM212 203V204H211ZM216 203V204H215ZM12 204H13V206H12ZM20 204H21V206H20ZM155 204V205H154ZM164 204V205H163ZM166 204L168 205V206H170L171 204H172V208L171 207H167L166 206ZM183 204H184V207H183ZM204 204V205H203ZM5 205V206H6ZM34 206V207H32V206ZM146 205V206H145ZM206 205H207V207H206ZM216 205V206H215ZM221 205V206H220ZM20 206V207H19ZM150 206V207H152V208H150V210H149V208L148 207ZM164 206V207H163ZM166 206V207H165ZM179 206V207H178ZM187 206V208H185ZM193 206V207H192ZM195 206V207H194ZM197 206V207H196ZM199 206V207H198ZM226 207V209H225V207ZM34 209V211H37L35 214L33 213L34 211L32 210V208ZM138 207V208H137ZM192 207V208H191ZM227 207H229L230 209H232V210H230L229 208H227ZM4 208V209H3ZM6 208V209H5ZM14 208H16V210H18V211H16V210H13ZM41 208V209H40ZM148 208V209H147ZM163 208V209H162ZM171 208V209H170ZM175 208V209H174ZM194 208H195V210H194ZM25 211H24V210ZM49 209V210H48ZM147 209V210H146ZM167 209H168V211H167ZM228 209V210H227ZM49 212H48V211ZM52 210H54V211H57L55 214H56V216H55V214L53 213V211ZM69 210V211H68ZM140 210V211H139ZM152 210H153V212H152ZM160 210V211H159ZM194 210V211H193ZM227 210V211H226ZM233 210H235L234 212H232ZM22 211V212H21ZM24 211V212H23ZM31 211H33V212H31ZM44 211H47L46 213L44 212ZM149 211V212H148ZM157 211V212H156ZM163 211V212H162ZM189 211V213H191ZM8 212H6V213H8ZM41 212V214H39ZM43 212L45 213V214H48V216L50 215V218L47 216V215H45L44 214V216H43ZM150 213L149 214V216L151 217H149V218H147L148 216V213ZM218 212V213H217ZM228 212H229V214H228ZM236 212V213H235ZM243 212V213H242ZM248 212H250V213H248ZM16 213V214H15ZM20 213V214H19ZM25 213V215H23V214ZM26 213H27V215H26ZM35 215H33V214ZM52 213L54 214L53 216H52ZM59 215H58V214ZM67 213H68V215L70 216L71 215V217H73V218H71V220L73 221H71L70 219H69V216H67V217H65L66 215H67ZM212 213V214H211ZM223 213V214H222ZM225 213V214H224ZM233 213V214H232ZM31 214H32V216H31ZM38 216H37V215ZM156 214H158L157 216H156ZM160 214H162V216L160 215ZM166 214V215H165ZM262 214H263V216H262ZM40 215V216H39ZM60 216V215H63V216H60V217H58V216ZM186 213H184V216H182V213H181V217H179L180 218V220L179 221H175L174 223L175 224H177V223H180L179 225H181V226H183V227H185V222H187L186 220L188 219V218H190V216H188V215H186ZM213 215V216H212ZM228 215V216H227ZM231 215V216H230ZM235 215V216H234ZM19 216V217H18ZM23 216H25L26 218H24ZM45 216H47L48 217V219L50 220H54L52 223L47 219V218H45L46 219V221H45V219H44V217ZM208 216V215H207ZM219 218H222V217H224L225 219H227L226 221H224V218L223 219H219ZM226 216V217H225ZM18 217V218H17ZM21 217V218H20ZM40 217V218H39ZM42 217H43V219H42ZM52 217V218H51ZM53 217H56V218H54L53 219ZM212 217V218H211ZM237 217V218H236ZM254 217L256 218V219H254ZM261 217V218H260ZM28 218V219H27ZM38 218V219H37ZM64 218V219H63ZM69 220H68V219ZM159 218V219H158ZM163 218V219H162ZM232 218V219H231ZM30 219H31V221H30ZM57 219H59V220H57ZM63 219V220H62ZM152 219V220H151ZM183 219V220H182ZM213 219H215L214 221H213V223H209L211 220H213ZM262 219V220H261ZM15 220V219H14ZM20 220V221H21ZM36 220V221H35ZM55 220H57L56 222H55ZM63 221V222H61V221ZM77 222L76 224H75V221ZM159 220H163V221H159ZM185 220V221H184ZM218 220V221H217ZM224 221V222H222V221ZM230 220H236V221H231V222H229ZM258 220H260V221H258ZM40 221V222H39ZM49 221V222H48ZM60 221V222H59ZM181 221V222H180ZM185 223V224H183V222ZM216 221V223L214 224V222ZM222 222V224H221V222ZM258 221V222H257ZM36 222V223H35ZM44 222V223H43ZM48 222V223H47ZM55 222V223H54ZM69 222H70V224H72V226L70 227V224H69ZM220 222V223H219ZM225 222L227 223L226 224V226H225ZM233 222V223H232ZM237 222V223H236ZM245 222V223H244ZM257 222V223H256ZM40 223V224H39ZM50 223V224H49ZM59 223V224H58ZM61 223V224H60ZM64 224V226H63V224ZM153 223L151 224L152 226H153ZM224 223V224H223ZM231 223V224H230ZM32 224H35V226H33L32 227ZM36 224H37V226H36ZM42 224H44V226H42ZM47 224H48V226H47ZM53 224H54V227H51V229H55L56 227H57V224H58V227L59 228H56L57 230H59V232L61 233H59V232H56L55 230H51L50 229V226H53ZM55 224H56V226H55ZM66 224H68V227H70V230H69V228L66 226ZM77 224H78V226H77ZM206 224H207V226H208V228L206 227ZM229 224H230V228H229ZM238 224V225H237ZM214 225H216V227L218 228H216V227H214L213 228V226ZM46 226L48 227V230H47V228H46ZM160 226V227H159ZM195 227V229H192V227ZM200 226V227H199ZM41 227V228H40ZM63 227L66 229V230H68V231H65V229H63ZM75 227V229L74 230H71V229H73ZM80 227V226H79ZM165 228V230H164V228ZM210 227V228H209ZM226 227V228H225ZM42 229L43 230V232H42V230H40V229ZM68 228V229H67ZM160 228H162V229H160ZM213 228V229H212ZM215 228L217 229L216 231H215ZM221 228V229H220ZM62 229H63V231L64 232H68V233H70V234H68V233H65L64 234V232L62 231ZM187 229V228H186ZM197 229V230H196ZM208 231L209 229V231H211L212 232V236H211V238L209 237H207L206 238V240H205V235L204 234H202L203 232H205L206 230ZM227 229H232L231 231H232V237H233V239H232V237L230 236V234H229V231L230 230H228L227 231ZM47 230V231H46ZM234 230V231H233ZM248 230V231H247ZM48 231H50V232H48ZM55 231V232H54ZM69 231H71V232H69ZM72 231H76V232H72ZM197 231V232H196ZM200 233H199V232ZM213 231H215L214 233H215V235L213 234ZM236 231H239V232H236ZM255 233H254V232ZM46 232L49 234V236L46 234ZM218 232L219 233H221V236H222V238H221V236H218ZM222 232H223V234H222ZM226 232V233H225ZM35 233V234H34ZM54 233H56L55 235H54ZM57 233H58V235H57ZM63 233V234H62ZM71 233H73V234H71ZM41 234V235H40ZM55 236V237H53V235ZM68 234V235H67ZM40 235V236H39ZM70 235V236H69ZM72 235V236H71ZM199 235V236H198ZM220 235V234H219ZM224 235V236H223ZM227 235H229V239L232 241H230L228 238V240H226V239H224L223 240V238L225 237L226 238V236ZM35 236V237H34ZM44 236V237H43ZM45 236H47V238L45 237ZM57 236H58V238H57ZM218 236V237H217ZM43 237V238H42ZM218 239L219 237V241L216 239V238ZM228 237V236H227ZM7 238V239H6ZM50 238H51V240H50ZM56 240V244H55V240ZM67 238V239H66ZM76 240H75V239ZM43 239L46 241H44L43 242ZM62 239V240H61ZM68 239H72V241H73V243H72V241L70 242ZM245 239V240H244ZM8 240H10V243H9V241ZM59 240H61V241H59ZM210 240V241H209ZM215 240H216V242H215ZM48 241V242H47ZM206 241H208L209 243H207ZM218 241V242H217ZM54 242V243H53ZM59 242V243H58ZM60 242H62V243H60ZM69 242V243H68ZM212 242H215V243H212ZM15 243V244H14ZM58 243V244H57ZM71 243V244H70ZM77 243V247H76V244ZM79 243V244H78ZM223 243V242H222ZM223 243V244H224ZM259 243H260V245H259ZM50 244V245H49ZM208 244V245H207ZM213 244V245H212ZM229 244V245H228ZM15 247H14V246ZM61 245V246H60ZM70 245H74V247H76V248H74L73 246H70ZM209 247H207V246ZM219 245V244H218ZM221 245V244H220ZM219 245V246H220ZM230 245V246H231ZM16 246H18V248L16 247ZM20 246V247H19ZM55 246H56V248H55ZM69 246H70V248H69ZM223 246V245H222ZM261 246V247H260ZM63 247V248H62ZM65 247V248H64ZM82 247V248H81ZM218 247V246H217ZM22 248V249H21ZM23 248H25V249H23ZM79 248H81V249H79ZM221 249V247H218V248H216V251H219L220 249ZM16 249H18V250H16ZM29 251H27V250ZM59 249V250H58ZM63 251H62V250ZM73 249V250H72ZM83 249V250H82ZM85 249V250H84ZM219 249V250H218ZM255 249L258 251V249H259V251L257 252V251H255ZM262 249V250H261ZM9 252V253H6V255H5V252ZM9 250V251H8ZM11 250V251H10ZM68 250V251H67ZM75 250H76V252H75ZM261 250V251H260ZM13 251H14V253H13ZM26 251V252H25ZM59 251L61 252V254H59ZM86 253H85V252ZM89 252V254H88V252ZM11 252V253H10ZM20 252V253H19ZM74 252V253H73ZM79 252V253H78ZM80 252H82V253H85V254H82L81 253V255H80ZM28 253L30 254V256L28 255ZM33 253V254H32ZM64 253V254H63ZM79 254V255H77V256H79V257H77V256H74V255H76V254ZM95 253V252H94ZM21 254H22V256H21ZM25 254H27L28 256H26ZM70 254V255H69ZM88 255V258L86 257L87 255ZM258 254H260V255H258ZM8 255V256H7ZM26 256V258H31L30 260H28V259H25V256ZM34 255V258H32V256ZM61 255V256H60ZM73 255V256H72ZM85 255V256H84ZM261 255V256H262ZM7 256V257H6ZM14 256V257H13ZM64 256V257H63ZM72 256V257H71ZM84 256V257H83ZM91 256V257H90ZM17 257H21V258H17ZM45 259V260H43V258ZM56 257H57V259H56ZM61 257V258H60ZM63 257V258H62ZM76 257V258H75ZM90 257V258H89ZM238 257V258H237ZM240 256H238V255H235V256H233V260H232V262L234 263V264H240V263H243V262H241V260H243L241 257L239 258ZM5 258V259H4ZM16 258V259H15ZM46 258H48V261H46L47 259ZM61 259V260H58V259ZM74 258V260H72V259ZM78 258V259H77ZM83 258H84V260H83ZM91 258H94L93 259V261L91 260ZM231 259H232V256L230 257ZM238 259V261L237 260H235V259ZM10 259V260H9ZM15 259V260H14ZM18 259V260H17ZM239 259H240V263H239ZM1 260H4V262L2 261L1 262ZM29 261V262H26V261ZM33 260L34 261H36V262H33ZM40 260H43V261H40ZM51 260V261H50ZM53 260V261H52ZM68 262H67V261ZM77 260V261H76ZM82 260V261H81ZM88 260V261H87ZM96 260V261H95ZM11 261V262H10ZM18 261V262H17ZM46 261V262H45ZM54 261H56V263H54ZM60 261H62V262H60ZM16 262V263H15ZM33 262V263H32ZM49 262V263H48ZM60 262V263H59ZM236 262V263H235ZM5 263V264H6ZM18 263V264H19ZM95 263V264H96ZM94 264V263H93ZM99 264V263H98ZM249 264V263H248Z\"/></svg>", "mask_w": 264, "mask_h": 264}]
</instances>
